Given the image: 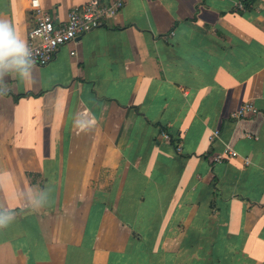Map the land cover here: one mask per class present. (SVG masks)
I'll list each match as a JSON object with an SVG mask.
<instances>
[{
  "label": "crops",
  "instance_id": "crops-1",
  "mask_svg": "<svg viewBox=\"0 0 264 264\" xmlns=\"http://www.w3.org/2000/svg\"><path fill=\"white\" fill-rule=\"evenodd\" d=\"M89 1L41 3L65 20ZM235 1L126 0L4 77L0 264H264V0ZM25 6L0 0L24 42ZM226 145L239 156L207 159Z\"/></svg>",
  "mask_w": 264,
  "mask_h": 264
},
{
  "label": "built area",
  "instance_id": "built-area-1",
  "mask_svg": "<svg viewBox=\"0 0 264 264\" xmlns=\"http://www.w3.org/2000/svg\"><path fill=\"white\" fill-rule=\"evenodd\" d=\"M126 0H112L104 4L99 0L72 7L65 20H60L55 9L46 10L43 8L41 0H26V9L32 17V26L26 34V45L31 51L35 65L47 64L55 55L56 50L64 45L72 43L78 36L90 32L91 30L106 26L108 21L115 20L119 15ZM238 11H244L245 0H237L234 3ZM258 109L251 102L244 103L240 109L231 113V118H239L247 115H256ZM162 138L170 142V136L163 131ZM218 131H214L210 137L212 140L217 137ZM176 151H180V146H176ZM238 153L226 145L221 152H213L207 156L211 163H219L227 159L238 157ZM248 164V159H244Z\"/></svg>",
  "mask_w": 264,
  "mask_h": 264
},
{
  "label": "clouds",
  "instance_id": "clouds-1",
  "mask_svg": "<svg viewBox=\"0 0 264 264\" xmlns=\"http://www.w3.org/2000/svg\"><path fill=\"white\" fill-rule=\"evenodd\" d=\"M35 61L26 43L19 39L15 30L7 20H0V83L9 74H16L22 81L32 76ZM47 197L40 199L29 196V204L33 210L45 205ZM14 214L0 210V229L7 228L13 221Z\"/></svg>",
  "mask_w": 264,
  "mask_h": 264
}]
</instances>
